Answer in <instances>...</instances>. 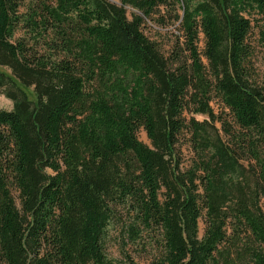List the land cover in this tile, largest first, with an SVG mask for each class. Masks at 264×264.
<instances>
[{"label": "trees", "instance_id": "16d2710c", "mask_svg": "<svg viewBox=\"0 0 264 264\" xmlns=\"http://www.w3.org/2000/svg\"><path fill=\"white\" fill-rule=\"evenodd\" d=\"M258 19L264 0H0V264H115L110 230L149 264H264ZM145 21L179 38L162 52Z\"/></svg>", "mask_w": 264, "mask_h": 264}, {"label": "rangeland", "instance_id": "374dc122", "mask_svg": "<svg viewBox=\"0 0 264 264\" xmlns=\"http://www.w3.org/2000/svg\"><path fill=\"white\" fill-rule=\"evenodd\" d=\"M113 1V0H112ZM133 11L130 9H126V15L130 18V15ZM258 25L254 26L251 31V35L249 37V43L251 47L252 56L250 58V65H251V75L252 78L258 85L264 86V28L262 27L263 22L258 19ZM143 34L151 41H155L157 45H159L162 52L168 51L173 41L176 38H179V31L177 26H166V27H159L156 26L154 23L145 21L142 26ZM263 33V35H261ZM197 48L198 51L201 52L202 50V36L199 35L198 37ZM211 107L215 113H218L222 107L218 101L214 100L211 102ZM11 109V102L5 99L3 96L0 95V110L9 111ZM198 120L201 117H196ZM137 139L145 145H148L149 142L145 137V134L142 130H139L136 134ZM182 154L184 156V163H186L188 159V152L183 147ZM14 195V193H13ZM264 206V205H263ZM203 231V224L202 221H199L198 224V234L199 236L202 235ZM120 236L115 233V231L110 230L108 232V238L106 239L104 249L106 256L114 261L115 264H149L151 259V255L153 254L152 248L145 245L144 248L140 246H126V242L124 241V250L120 252H124L126 249V254H121L119 252L120 243L118 239ZM117 239V241H116Z\"/></svg>", "mask_w": 264, "mask_h": 264}]
</instances>
